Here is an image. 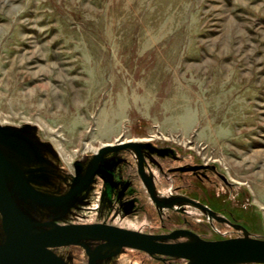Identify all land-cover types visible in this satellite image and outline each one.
Wrapping results in <instances>:
<instances>
[{"label":"rangeland","instance_id":"1","mask_svg":"<svg viewBox=\"0 0 264 264\" xmlns=\"http://www.w3.org/2000/svg\"><path fill=\"white\" fill-rule=\"evenodd\" d=\"M118 139L137 140L141 161L134 147L106 152L85 186ZM0 142L35 196L85 186L49 205L7 172L39 229L264 238V0H0ZM55 251L88 264L84 246ZM115 251L98 264L187 262Z\"/></svg>","mask_w":264,"mask_h":264},{"label":"water","instance_id":"2","mask_svg":"<svg viewBox=\"0 0 264 264\" xmlns=\"http://www.w3.org/2000/svg\"><path fill=\"white\" fill-rule=\"evenodd\" d=\"M134 147L142 159V148L137 140H121L102 146L95 155L92 175L85 182V186L95 176L99 162L106 152ZM17 180L21 179L20 172L11 164L0 147V206L3 215V228L6 232L5 240L0 244V264H70L55 249L67 245H82L89 249L83 242L85 238L106 241L103 246L116 247L118 252L123 247H132L145 250L149 253H158L176 256L188 260L187 264H240L264 263V238L250 235L219 240H206L198 237L187 229H177L171 233L152 234L139 230L124 228L118 225L93 222V223H53L48 229H39L38 225L44 223L33 222L23 215L9 191L5 180L4 166ZM85 186L70 191L59 199H49L35 196L33 190L25 186L23 190L30 196L44 204H66L75 195L80 193ZM155 199L154 194L152 193ZM187 236L185 241L175 239ZM115 252V253H116ZM99 257H94L90 264H94Z\"/></svg>","mask_w":264,"mask_h":264},{"label":"flooded vegetation","instance_id":"3","mask_svg":"<svg viewBox=\"0 0 264 264\" xmlns=\"http://www.w3.org/2000/svg\"><path fill=\"white\" fill-rule=\"evenodd\" d=\"M1 143V142H0ZM0 147H1V144H0ZM3 150V149H2ZM4 152V151H3ZM4 154H5V152H4ZM5 157L7 158V160L10 162V163H12L10 160H9V158H8V156L7 155H5ZM4 168H5V172L7 173V172H9V173H11L10 172V170H9V168L5 165L4 166ZM15 168L17 169V167L15 166ZM21 172V171H20ZM12 174V173H11ZM21 174V179L20 180H17L15 177V180L16 181H18V187L19 188H24L25 186H30L29 188H31L32 190H33V187L31 186V185H29V184H31V182H28V180L26 179V177L22 174V173H20ZM8 176V175H7ZM76 178H78V175H77V177ZM153 197V196H152ZM129 229H131V228H129ZM134 230H136V229H134ZM140 231V230H139ZM147 233H149V232H147ZM150 233H152V232H150ZM152 234H159V233H152ZM96 240H98L97 242V245H96V247H90V249H88V264H90V262H91V260L94 258V257H96V256H103V257H99V258H97L96 260H95V262H94V264H98V261L99 260H103V259H106L107 257H110V256H112V254L114 253V251L117 249L116 247H112L113 249H98V250H95L98 246H101V245H104L105 243H106V241H103V240H99V239H96ZM88 246H90L89 244H87ZM82 246V245H81ZM86 248V247H85ZM123 248H132V247H123ZM123 248H121V249H123ZM87 249V248H86ZM120 249V250H121ZM133 249H137V250H141V251H144V252H146V253H149V252H147V251H145V250H142V249H138V248H133ZM119 250V251H120ZM118 251V252H119ZM116 252V251H115ZM117 253V252H116ZM149 254H152V255H158V256H168V255H162V254H158V253H149ZM174 257V256H173ZM176 257V256H175ZM187 260V259H186ZM187 262H188V260H187ZM187 262H186V264H187Z\"/></svg>","mask_w":264,"mask_h":264},{"label":"bare ground","instance_id":"4","mask_svg":"<svg viewBox=\"0 0 264 264\" xmlns=\"http://www.w3.org/2000/svg\"><path fill=\"white\" fill-rule=\"evenodd\" d=\"M104 248H105V249H113V248H111V247H109V246H106V245L102 247V249H104ZM27 264H33V263H27Z\"/></svg>","mask_w":264,"mask_h":264}]
</instances>
